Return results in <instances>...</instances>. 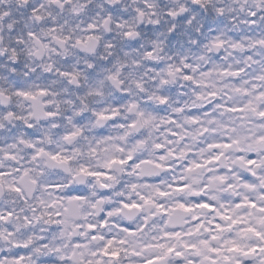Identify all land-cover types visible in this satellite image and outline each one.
<instances>
[{"label":"clouds","instance_id":"1","mask_svg":"<svg viewBox=\"0 0 264 264\" xmlns=\"http://www.w3.org/2000/svg\"><path fill=\"white\" fill-rule=\"evenodd\" d=\"M262 113L264 0H0V264H264Z\"/></svg>","mask_w":264,"mask_h":264},{"label":"snow or ice","instance_id":"2","mask_svg":"<svg viewBox=\"0 0 264 264\" xmlns=\"http://www.w3.org/2000/svg\"><path fill=\"white\" fill-rule=\"evenodd\" d=\"M185 79H192V77L190 76H186ZM23 95H27V93H22ZM41 94L44 95L46 94L45 92H43V90L41 91ZM230 111H233V112H236V111H242V109H230ZM49 115H52L51 113H49ZM262 115H264V113H262ZM30 126V125H29ZM261 140H264V138H261ZM224 147H230V145H223ZM216 147H221V145H217ZM217 159L219 157H216ZM52 159L53 160H58L60 159V156L59 154L57 155H54L52 156ZM121 163H123V161H121ZM255 161H249V164H254ZM4 175H7V173H0V176H4ZM177 191H182L183 188L181 186H178L176 188ZM17 191H19V189H17ZM163 195H166V194H163ZM69 200H82L83 197L81 196H75V197H69L68 198ZM126 207L128 205H125ZM250 207L252 208H256L257 205L254 203V202H249V205ZM138 207V206H136ZM159 208H162L163 209V205H158ZM180 207L182 208H186V210L188 211H191L192 209L191 208H188L186 205H183L181 204ZM197 208H201V209H207L209 211H217L214 206L209 203V202H202V203H199L196 205ZM237 207H241V205H237ZM166 211V210H165ZM230 210H225V212L223 213H220V217L221 219H224V220H230L231 219V216L230 215H226L225 213L229 212ZM260 211H264V208L260 209ZM60 213H57V215H59ZM9 215H11V213H9ZM0 219H3L2 217H0ZM196 219H199L198 217H196ZM91 227V226H90ZM200 227H203V225H197V228L196 230L198 231ZM216 229L220 230V231H223L224 230V226L223 225H220V224H215L214 226ZM125 231H128V229H125ZM209 231H211V229H209ZM193 234V232H186V233H165L163 237H161V239H171V238H180L182 236H191ZM123 243V242H121ZM202 243H207L206 241L205 242H202ZM153 247H158V248H161V249H164L166 248L167 251H166V254H171L173 252H176V249L175 247H167V245H164V244H155L153 245ZM184 247L188 248V249H196L197 246L196 244H188V243H185ZM111 248V241L109 242L108 246H106V248L104 249V255L105 256H113V257H117L119 255V251H109V249ZM212 252L214 253H217L220 251V250H217V249H212L211 250ZM177 255H182L183 253H179V252H176ZM165 259V255H161V256H155L153 257L151 260H149L147 262V264H163V261ZM205 259H209L210 260V264H217V261L214 259V258H209V257H206Z\"/></svg>","mask_w":264,"mask_h":264}]
</instances>
